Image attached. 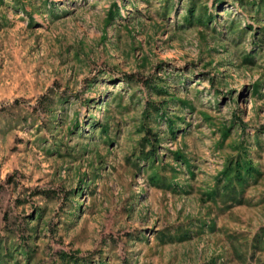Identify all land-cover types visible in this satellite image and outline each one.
Wrapping results in <instances>:
<instances>
[{
	"label": "rangeland",
	"instance_id": "374dc122",
	"mask_svg": "<svg viewBox=\"0 0 264 264\" xmlns=\"http://www.w3.org/2000/svg\"><path fill=\"white\" fill-rule=\"evenodd\" d=\"M0 264H264V0H0Z\"/></svg>",
	"mask_w": 264,
	"mask_h": 264
},
{
	"label": "trees",
	"instance_id": "16d2710c",
	"mask_svg": "<svg viewBox=\"0 0 264 264\" xmlns=\"http://www.w3.org/2000/svg\"><path fill=\"white\" fill-rule=\"evenodd\" d=\"M173 126H174V124H170V129H171V132H172V130H173Z\"/></svg>",
	"mask_w": 264,
	"mask_h": 264
}]
</instances>
